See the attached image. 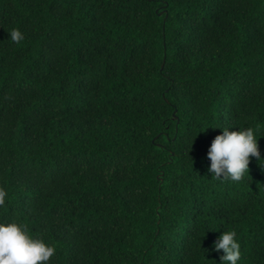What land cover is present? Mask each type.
<instances>
[{"label": "trees", "instance_id": "obj_1", "mask_svg": "<svg viewBox=\"0 0 264 264\" xmlns=\"http://www.w3.org/2000/svg\"><path fill=\"white\" fill-rule=\"evenodd\" d=\"M213 127L264 159V0H0V222L49 264H221L233 229L264 264V160L211 177Z\"/></svg>", "mask_w": 264, "mask_h": 264}, {"label": "clouds", "instance_id": "obj_2", "mask_svg": "<svg viewBox=\"0 0 264 264\" xmlns=\"http://www.w3.org/2000/svg\"><path fill=\"white\" fill-rule=\"evenodd\" d=\"M9 35L13 42L23 39L19 29ZM221 129L222 132L215 136L207 151L210 160L208 172L213 178L238 182L248 173L250 157L264 160L260 156L257 130L252 127L235 131L228 127ZM7 195V191L0 187V207L5 206ZM213 249L223 250L221 264H237L241 252L236 231H223L213 242ZM55 252L54 245L33 236L25 224L0 222V264H49Z\"/></svg>", "mask_w": 264, "mask_h": 264}]
</instances>
